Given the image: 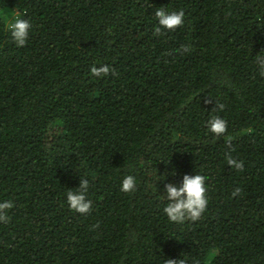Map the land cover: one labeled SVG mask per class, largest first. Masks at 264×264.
I'll use <instances>...</instances> for the list:
<instances>
[{
	"label": "trees",
	"instance_id": "16d2710c",
	"mask_svg": "<svg viewBox=\"0 0 264 264\" xmlns=\"http://www.w3.org/2000/svg\"><path fill=\"white\" fill-rule=\"evenodd\" d=\"M160 8L183 25L155 35ZM6 10L30 21L24 47ZM257 55L264 0H0V264H264ZM185 174L206 177L208 207L170 222L164 185ZM80 179L84 215L66 198Z\"/></svg>",
	"mask_w": 264,
	"mask_h": 264
},
{
	"label": "clouds",
	"instance_id": "9594fccd",
	"mask_svg": "<svg viewBox=\"0 0 264 264\" xmlns=\"http://www.w3.org/2000/svg\"><path fill=\"white\" fill-rule=\"evenodd\" d=\"M23 13H15L12 17L3 16L4 26L10 32L11 39L17 47H24L28 41L31 24L27 19L22 18ZM156 27L155 35H160L162 31L172 32L184 23L185 13L183 10L169 11L164 8L157 9L155 12ZM184 51H188L187 48ZM257 67L261 76H264V55L255 57ZM91 72L96 77L106 76L110 72L108 66L93 67ZM218 110H222L224 105L216 106ZM227 122L219 116H212L207 121V129L210 133L219 137L223 135L227 129ZM227 163L237 169L243 167L242 162L229 157ZM206 177L201 174L183 176L182 182L177 185L174 183H166L164 185L163 197L168 201L163 208L164 214L170 222L183 223L185 220L196 221L208 207V199L206 197ZM136 179L134 176H125L121 183L120 190L124 193H132L136 190ZM88 180L80 179L79 186L75 191H67L66 198L69 208L81 215L87 214L92 209V202L87 199ZM239 189L233 193L238 195ZM14 206L13 202L5 201L0 203V223H7L10 217L5 210H10ZM179 264H184L180 261Z\"/></svg>",
	"mask_w": 264,
	"mask_h": 264
},
{
	"label": "rangeland",
	"instance_id": "374dc122",
	"mask_svg": "<svg viewBox=\"0 0 264 264\" xmlns=\"http://www.w3.org/2000/svg\"><path fill=\"white\" fill-rule=\"evenodd\" d=\"M16 12L13 10H6V12L4 13V16L7 17H12Z\"/></svg>",
	"mask_w": 264,
	"mask_h": 264
}]
</instances>
